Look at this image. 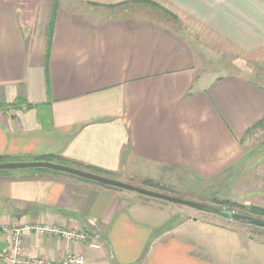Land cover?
<instances>
[{
  "label": "crops",
  "instance_id": "crops-1",
  "mask_svg": "<svg viewBox=\"0 0 264 264\" xmlns=\"http://www.w3.org/2000/svg\"><path fill=\"white\" fill-rule=\"evenodd\" d=\"M217 57L237 63L214 74ZM249 65L264 68V0H0V160L50 158L194 200L195 184L221 181L229 208L264 209V175H249L264 166L253 135L264 85ZM138 194L49 169L0 171V249L5 227L50 225L91 239L28 231L26 257L264 264L260 236Z\"/></svg>",
  "mask_w": 264,
  "mask_h": 264
},
{
  "label": "rangeland",
  "instance_id": "rangeland-1",
  "mask_svg": "<svg viewBox=\"0 0 264 264\" xmlns=\"http://www.w3.org/2000/svg\"><path fill=\"white\" fill-rule=\"evenodd\" d=\"M237 60L234 57H217L215 59H210L208 62V66L211 68H215L218 69L216 70V72L214 74H222L223 71L221 69L227 70L228 66L234 65ZM249 69V70H248ZM246 74H248L249 77L257 80L258 82H261V84L264 85V68L262 67H255L253 65H249ZM246 70V69H245ZM256 137V141L257 144L256 145H260L261 140L264 139V127H262L260 130H258V132L256 134H253ZM255 174L259 177L264 175V166L263 163L261 166H255L253 168V170H251L249 175ZM131 184V183H129ZM258 185V184H257ZM249 188H254V184H249L248 185ZM253 186V187H252ZM258 187V186H256ZM195 200L194 199H189V196H186L185 198H187L186 200H193L196 202H200V203H204V204H208V205H212V206H216L219 207L221 209H230L242 214H247L245 212H250L247 209H242V208H237V209H231L229 208L230 205L223 203V201H220L218 199H221L220 197H222L223 192H224V187L223 184L221 183V181H217V182H208V181H201L198 184H195ZM246 191V189L244 190V192ZM140 195V194H138ZM148 197V196H146ZM180 198H183V195L179 196ZM177 207L183 209L184 211H186L188 214L189 213H195V215H200V216H205L211 219H214L218 222L221 223H225V224H230L233 225L234 227H240V229H242L245 234H249L250 236H256V237H261L264 239V227L262 226H258V225H253L249 222L246 221H239V220H233V219H228L224 216H221L219 214H215V213H209V212H205L199 209H195L192 208L190 206L187 205H182V204H175ZM255 208V207H252ZM248 215H252L261 219H264V216L255 214L251 211V213H249ZM176 222V219L173 221ZM202 232L204 231V234H207V228L203 227L201 228ZM209 234H216L211 232L210 230H208ZM220 234H217V237H219Z\"/></svg>",
  "mask_w": 264,
  "mask_h": 264
},
{
  "label": "water",
  "instance_id": "water-1",
  "mask_svg": "<svg viewBox=\"0 0 264 264\" xmlns=\"http://www.w3.org/2000/svg\"><path fill=\"white\" fill-rule=\"evenodd\" d=\"M22 169H49L61 173H67L88 181H93L102 185H108L124 190L133 191L145 196H149L156 199H162L165 201L187 205L195 209H199L209 213L219 214L228 219L246 221L253 225H258L264 227V219L242 214L230 209H221L216 206L196 202L193 200H186L177 196L169 195L162 192L153 191L144 187H139L133 184H129L123 181H119L113 178H109L97 173L90 171L81 170L78 168L70 167L64 164L55 163L46 160H34V161H10V162H0V171H11V170H22Z\"/></svg>",
  "mask_w": 264,
  "mask_h": 264
},
{
  "label": "built area",
  "instance_id": "built-area-1",
  "mask_svg": "<svg viewBox=\"0 0 264 264\" xmlns=\"http://www.w3.org/2000/svg\"><path fill=\"white\" fill-rule=\"evenodd\" d=\"M34 231L39 234H55L67 241L85 244L91 239V234L86 230H65L50 225H25L23 227H5L7 237L6 250L0 249V264H84L85 257L79 253H69L60 262H52L43 258H28L25 256V233ZM92 248H99L97 243H90Z\"/></svg>",
  "mask_w": 264,
  "mask_h": 264
},
{
  "label": "trees",
  "instance_id": "trees-1",
  "mask_svg": "<svg viewBox=\"0 0 264 264\" xmlns=\"http://www.w3.org/2000/svg\"><path fill=\"white\" fill-rule=\"evenodd\" d=\"M51 160L50 158H48L46 161ZM0 162H10V161H4V160H0ZM251 211L255 214L264 216V209H260V208H251Z\"/></svg>",
  "mask_w": 264,
  "mask_h": 264
}]
</instances>
